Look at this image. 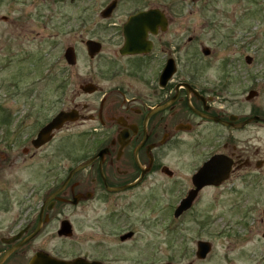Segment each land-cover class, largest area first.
<instances>
[{
    "label": "flooded vegetation",
    "instance_id": "flooded-vegetation-1",
    "mask_svg": "<svg viewBox=\"0 0 264 264\" xmlns=\"http://www.w3.org/2000/svg\"><path fill=\"white\" fill-rule=\"evenodd\" d=\"M121 4L113 0L102 7L101 23L89 25L83 19L76 40L71 39L74 43L65 42V63L76 67L82 56L97 66V74L92 72V80L74 87L68 70H63L61 88L54 90L61 108L54 116H46L52 108L51 89L13 88L0 94V264H31L38 256L95 264L129 262L138 235L128 229L134 207L142 210L140 219L149 207L156 213L162 208L164 217L165 191L174 193V230L182 234L187 218L196 222L195 247L176 250L184 258L179 264L212 263L214 246L202 236L210 231V219L192 213L205 199L212 206L229 196L236 199V207L258 213L254 232L236 237L253 241L252 248L242 243V249L226 250L219 262L264 264L261 74L211 78L195 63L196 37L181 33L182 28L190 32V26L180 25L178 4L145 6L116 18ZM150 11L154 13L145 28L135 27L129 34L130 18ZM9 37L1 36L2 51ZM70 51L74 64L69 62ZM202 52L206 57L213 53L207 47ZM50 58L45 54L40 60ZM246 62L252 64L253 59L248 56ZM22 73L30 78V69ZM60 113L73 119L54 130L52 139L39 140ZM189 197L191 207L176 217ZM75 230L80 253L70 256ZM202 242L211 248L205 257L198 256ZM151 251L154 257L161 252Z\"/></svg>",
    "mask_w": 264,
    "mask_h": 264
},
{
    "label": "rangeland",
    "instance_id": "rangeland-1",
    "mask_svg": "<svg viewBox=\"0 0 264 264\" xmlns=\"http://www.w3.org/2000/svg\"><path fill=\"white\" fill-rule=\"evenodd\" d=\"M112 1L0 0V94L5 92L2 90L13 88L51 89L52 108L46 116H54L61 108L60 95L54 90L61 88L63 70H68L70 84L78 87L82 80H92V72L97 67L80 56L79 64L70 68L63 59L65 42L74 43L76 27L82 24L83 19H87L86 24L89 25L101 23L100 10ZM159 3L178 4L180 25L190 26V32L183 33L185 28H182L181 33L196 37L195 63L211 78L219 79L221 76L218 74L221 73L261 74L258 103L264 110V0H122L116 18H126L142 7ZM14 28L17 31L13 33ZM4 34L10 37L2 51L4 40L1 36ZM204 47L213 52L211 57L203 56ZM45 54L51 58L41 61ZM248 56L253 59L252 64L246 62ZM180 57L185 60L184 53ZM27 68L30 69V78H24L22 73ZM46 69H50L49 76L45 74ZM244 85L248 87L247 83ZM248 104L245 101L243 105L245 113L249 112ZM164 201V217L162 208L156 213L149 207L144 209L145 219H140L142 210L134 207L133 225L128 229L137 231L138 235L126 258L129 262L122 264H150L152 260L155 264H179L184 258L179 257L176 250L195 247L198 237L196 222L187 218L181 225L182 234L179 230L175 231L174 193L165 191ZM234 201L236 199L229 196L222 204L210 206V200L205 199L194 209V215L190 214L210 219V231L202 236L214 246L211 264H225L219 262L222 254L228 249H242V243L247 245L246 248H252L253 241H237L236 237L254 232L253 221L258 209L239 208ZM76 230L73 241H69L70 256L80 253ZM219 233L228 235L221 236ZM152 249H160L161 252L154 257ZM86 252L93 255L89 246Z\"/></svg>",
    "mask_w": 264,
    "mask_h": 264
},
{
    "label": "water",
    "instance_id": "water-1",
    "mask_svg": "<svg viewBox=\"0 0 264 264\" xmlns=\"http://www.w3.org/2000/svg\"><path fill=\"white\" fill-rule=\"evenodd\" d=\"M198 1V0H197ZM110 9L108 10V13L110 11H112V9L115 8V5H112L111 7H109ZM154 12L150 11V12H142L139 13L137 15H135L134 17H131L129 22L126 24L127 28L129 29V34H131L134 29H136L135 27L140 28L141 30L145 28V26L147 25L146 20L148 21V19L150 17H152ZM129 39V38H128ZM133 39L130 38L128 43L130 46H132ZM92 43H89V45H91ZM210 52L206 49L205 54L208 55ZM69 57V62L71 64H74L75 62V56L73 54V52L70 51V54L68 55ZM249 61L251 62V59L248 58ZM71 116V117H70ZM72 114H64V113H60L59 115H57L56 118H54V120L52 121V123H50L48 126H46V128H44V130L40 133L39 135V140H50L52 139L51 133L54 130H58L60 129L63 124L66 121L72 120L73 118ZM193 199L192 197H189V199H186L182 206L179 207L177 209V211L175 212L176 217H179L180 214H182L184 211L186 212V210H188L191 207V203H192ZM131 234H129L130 236ZM199 252H198V256L200 257H205L207 254H209L210 252V245L207 242H202L199 245ZM31 264H95V263H90V262H86L84 259H76L73 261H58L56 259L53 258H47V259H43L42 257L38 256L36 257Z\"/></svg>",
    "mask_w": 264,
    "mask_h": 264
}]
</instances>
